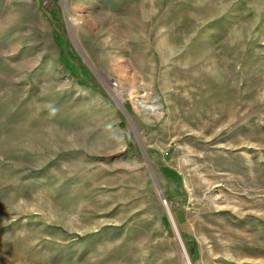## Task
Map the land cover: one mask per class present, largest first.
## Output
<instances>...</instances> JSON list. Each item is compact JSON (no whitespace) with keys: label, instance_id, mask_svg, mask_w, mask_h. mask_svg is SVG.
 <instances>
[{"label":"rangeland","instance_id":"374dc122","mask_svg":"<svg viewBox=\"0 0 264 264\" xmlns=\"http://www.w3.org/2000/svg\"><path fill=\"white\" fill-rule=\"evenodd\" d=\"M188 263L264 264V0H0V264Z\"/></svg>","mask_w":264,"mask_h":264},{"label":"bare ground","instance_id":"6f19581e","mask_svg":"<svg viewBox=\"0 0 264 264\" xmlns=\"http://www.w3.org/2000/svg\"><path fill=\"white\" fill-rule=\"evenodd\" d=\"M167 211H168V208H167ZM174 222V221H173ZM189 264V263H188Z\"/></svg>","mask_w":264,"mask_h":264}]
</instances>
